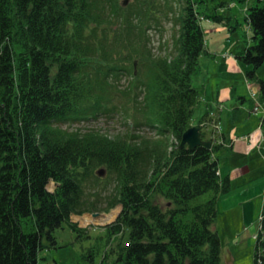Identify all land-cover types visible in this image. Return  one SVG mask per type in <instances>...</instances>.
I'll list each match as a JSON object with an SVG mask.
<instances>
[{"label":"trees","instance_id":"trees-1","mask_svg":"<svg viewBox=\"0 0 264 264\" xmlns=\"http://www.w3.org/2000/svg\"><path fill=\"white\" fill-rule=\"evenodd\" d=\"M172 1L0 0V264H39L64 223L82 232L71 219L97 211L86 191L97 168L115 178L110 208L122 207L105 228L109 240L120 236L114 264H224L214 225L232 185L215 154L226 137L205 115L198 126L212 148L182 140L200 99L202 21H221L225 4ZM232 1L247 5L251 29L235 56L251 67L247 80L264 104V0ZM179 2V30L156 54L150 31ZM103 115L122 116L129 132L71 127ZM256 264H264V212Z\"/></svg>","mask_w":264,"mask_h":264},{"label":"rangeland","instance_id":"rangeland-1","mask_svg":"<svg viewBox=\"0 0 264 264\" xmlns=\"http://www.w3.org/2000/svg\"><path fill=\"white\" fill-rule=\"evenodd\" d=\"M218 1L225 4L218 11L222 20L202 21L209 54L206 51L201 57L200 70L193 76L194 87L200 92L199 104L193 119L194 126H197L205 115L215 116L213 95L217 97L218 88L221 89V95L223 90L228 88L230 99L233 94L235 96V93L240 92V97L245 98L249 105L253 94H259L258 85L246 81L247 65H241L245 70L239 80L233 81L226 76L216 75L215 71H210L209 64L213 65L216 55L219 59L227 52H232V54L239 52L248 44L251 34L246 21L247 5L232 0ZM173 6L174 9L171 12L163 10L160 23L150 31L151 47L156 54L161 53V44L179 30L178 13L182 11V2ZM176 7L179 8V12ZM138 69L139 64L137 63ZM258 71L261 76L258 72L257 75L264 79V64ZM127 81L123 80V82ZM242 98L239 99V103H242ZM263 115L264 110L260 114H253L251 119L242 126H237L238 132L233 135L236 148L230 151L233 153L232 163L223 171L224 175L230 174L232 189L219 199L218 218L214 228L221 237L224 264H256L257 236L264 212V173L261 171L264 166V129L260 127V119ZM254 121L255 126L252 125ZM128 123L122 119V116L103 115L97 120L75 123L71 127L72 129L81 128L84 131L97 129L114 137L129 132ZM224 123L228 127V118L224 119ZM206 132L210 137L209 129ZM248 132L251 133L250 136ZM242 135H246L245 141L241 138ZM101 169L104 168H97L94 172L98 180H91L86 186V191L93 193L94 198L98 200L97 211L72 216V223L82 232L73 231L67 223L58 228L54 233L57 247L44 250L41 253L39 264H102L103 262L114 264L116 258L115 255L110 254V251L116 248L117 239L120 236L113 240L110 239V242L105 228L117 220L122 207L115 204L110 208V204L114 202L113 194L116 192L115 178L109 176L108 171L105 177L98 176L97 172ZM48 189L54 191L55 184L51 183ZM209 197L210 195L206 194L204 199ZM115 211H118L116 217L112 221H105L107 216L113 215ZM95 213L102 215L95 218L93 216ZM88 218L90 221L86 223ZM106 255L108 259H105Z\"/></svg>","mask_w":264,"mask_h":264},{"label":"crops","instance_id":"crops-1","mask_svg":"<svg viewBox=\"0 0 264 264\" xmlns=\"http://www.w3.org/2000/svg\"><path fill=\"white\" fill-rule=\"evenodd\" d=\"M208 54H209V49H208ZM235 55L236 53L232 54V52H227L223 54L222 58H219V59L218 57H216L217 55L216 56L214 55L215 56L214 57L215 61H213L214 63L211 61L213 65L209 64L210 71L211 72L215 71L216 75H219L221 77L226 76L232 81L239 80V77L242 76L245 68L241 66L242 63L236 59ZM246 70L247 72L250 71L251 67L248 66ZM258 74L261 76L260 71H258ZM245 78H246V81H248L246 74H245ZM258 91H259V88H258ZM240 98H242L240 97V92L239 93L237 92L235 93V96L233 94L232 98L230 99L228 88L223 90L222 95H221V89L218 88L217 97H214L213 95L215 118L219 121V127H220V133L218 134V136L222 134L226 137V143H225L224 148H222L220 152H217L215 154V157L219 161V168H220L221 176L223 178L229 177L230 181H231L230 174L227 173L224 175L223 171L227 166L229 167L230 164L232 163L231 158H232L233 153H230V151L231 150L233 151L236 148V142L233 140V135L236 134V132H238L237 130L239 126H242L246 121L251 119L250 117H252L253 114H260V112L264 110V104H263L262 110L259 111L258 113H254L253 112V107H254L253 98H251L250 105L246 102L245 98H242L243 99L242 103H239ZM230 102H232V104ZM220 108H222V110H220ZM225 118L226 119L228 118V127L224 123ZM263 118H264V115L260 119L261 121L260 127L262 129H264ZM253 124L255 126L256 122L255 121L252 122V125ZM250 134L251 133H249V136ZM242 136L241 138H243V141H245L246 135L245 136L242 135ZM222 158L224 159L222 160ZM261 171L264 173V166L261 168ZM231 185H232V181H231Z\"/></svg>","mask_w":264,"mask_h":264},{"label":"water","instance_id":"water-1","mask_svg":"<svg viewBox=\"0 0 264 264\" xmlns=\"http://www.w3.org/2000/svg\"><path fill=\"white\" fill-rule=\"evenodd\" d=\"M130 0H124V6H127L129 4ZM135 66H137V62L135 63ZM188 145L191 150L195 149L199 146H205L209 149L212 148V143L210 141H206L203 138L202 129L198 126L191 127L183 136L182 140V147ZM107 170L101 169L97 172L98 176L105 177ZM102 214L95 213L93 216L95 218L101 216Z\"/></svg>","mask_w":264,"mask_h":264},{"label":"bare ground","instance_id":"bare-ground-1","mask_svg":"<svg viewBox=\"0 0 264 264\" xmlns=\"http://www.w3.org/2000/svg\"><path fill=\"white\" fill-rule=\"evenodd\" d=\"M118 214V211H115L113 215L107 216V219H105V221H112L116 215ZM90 220L89 218L86 220V223H88Z\"/></svg>","mask_w":264,"mask_h":264},{"label":"built area","instance_id":"built-area-1","mask_svg":"<svg viewBox=\"0 0 264 264\" xmlns=\"http://www.w3.org/2000/svg\"><path fill=\"white\" fill-rule=\"evenodd\" d=\"M256 109H257V107H256Z\"/></svg>","mask_w":264,"mask_h":264}]
</instances>
